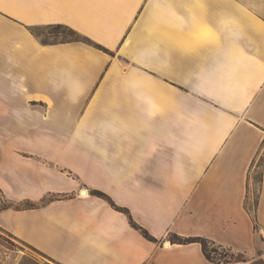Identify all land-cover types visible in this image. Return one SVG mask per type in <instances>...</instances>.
Wrapping results in <instances>:
<instances>
[{
    "label": "crops",
    "instance_id": "crops-1",
    "mask_svg": "<svg viewBox=\"0 0 264 264\" xmlns=\"http://www.w3.org/2000/svg\"><path fill=\"white\" fill-rule=\"evenodd\" d=\"M262 101L264 0H0V228L58 264H264Z\"/></svg>",
    "mask_w": 264,
    "mask_h": 264
},
{
    "label": "rangeland",
    "instance_id": "rangeland-1",
    "mask_svg": "<svg viewBox=\"0 0 264 264\" xmlns=\"http://www.w3.org/2000/svg\"><path fill=\"white\" fill-rule=\"evenodd\" d=\"M33 33L42 32L41 39L46 35L48 41H59L73 38L70 27L65 25H47L36 26L32 29ZM260 164L261 158H259L255 167L252 170V184L249 194L247 196V207L254 210L253 201L258 197L259 191V178H260ZM0 203L7 205L3 202L0 193ZM0 264H58L54 260L48 258L35 248L14 237L4 229L0 228Z\"/></svg>",
    "mask_w": 264,
    "mask_h": 264
},
{
    "label": "trees",
    "instance_id": "trees-1",
    "mask_svg": "<svg viewBox=\"0 0 264 264\" xmlns=\"http://www.w3.org/2000/svg\"><path fill=\"white\" fill-rule=\"evenodd\" d=\"M70 32L74 35L73 40H83L85 37L81 36L78 32L70 28ZM261 182V173L259 178V183ZM91 194L102 197L106 199L109 204L115 208L116 210L122 211L127 214L129 223L132 227L139 230L141 234L152 241H155V238L143 227L138 225L133 218L131 217L129 211L121 206L116 205L105 193L99 191V190H91ZM257 204V198H254L253 206L256 207ZM6 205H3L0 203V209L5 207ZM36 206V203L30 202V201H24L21 204L17 205V208H33ZM247 209L251 212H253L252 208L247 207ZM171 242L174 243H189V242H198L201 245V249L205 257L214 263H221V262H231V261H245L246 256L242 252H233L232 250L225 248L219 244H216L214 241L202 237V236H180L177 234H172L170 236Z\"/></svg>",
    "mask_w": 264,
    "mask_h": 264
},
{
    "label": "snow or ice",
    "instance_id": "snow-or-ice-1",
    "mask_svg": "<svg viewBox=\"0 0 264 264\" xmlns=\"http://www.w3.org/2000/svg\"><path fill=\"white\" fill-rule=\"evenodd\" d=\"M29 31H31V29H29ZM41 35H42V32H35V33H34V38H35V39L37 40V42L40 43V44H45V43H47V42H48V37L45 35V36L43 37V39H41ZM185 91L188 92L189 89H185ZM216 106H217V107H221L220 105H216ZM259 108H260V117H261V118H264V101L261 102ZM82 195H87V193H86V192H85V193H82ZM262 238H264V237H262ZM163 246H164V247H170L169 244H164Z\"/></svg>",
    "mask_w": 264,
    "mask_h": 264
},
{
    "label": "bare ground",
    "instance_id": "bare-ground-1",
    "mask_svg": "<svg viewBox=\"0 0 264 264\" xmlns=\"http://www.w3.org/2000/svg\"><path fill=\"white\" fill-rule=\"evenodd\" d=\"M85 192H86V190H85V189H82V190H81V194H82V193H85Z\"/></svg>",
    "mask_w": 264,
    "mask_h": 264
}]
</instances>
